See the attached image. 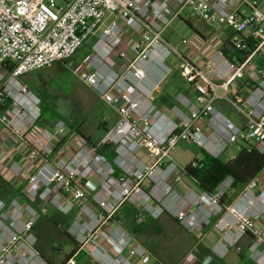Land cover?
I'll list each match as a JSON object with an SVG mask.
<instances>
[{
	"label": "built area",
	"instance_id": "2783aa9c",
	"mask_svg": "<svg viewBox=\"0 0 264 264\" xmlns=\"http://www.w3.org/2000/svg\"><path fill=\"white\" fill-rule=\"evenodd\" d=\"M107 17H113L108 25ZM181 17L232 30L240 35L230 40L237 50L244 49L248 38L249 54L230 59L224 46L212 39L182 40L196 58L179 52L163 34ZM100 29V37L71 68L116 115L103 139L92 144L61 119L51 127L39 126L41 98L21 79L66 63ZM127 31L138 36L130 43L134 58L118 73L106 60ZM257 56L264 61V0H0V101L9 102V107H0V123L27 147L24 161L10 164L9 175L25 181L29 198L49 203L62 214L79 208L105 215L107 245L91 246L97 264H133L123 257L126 252L142 264L150 262L148 250L111 223L124 203L137 207L140 223L169 216L198 237L218 218L220 237L212 253L223 259L250 236L249 253L264 264L260 181H249L234 201L224 203L233 191V177L227 176L212 193L203 191L188 174V169L202 166L201 160L182 166L172 156L181 140L214 158L239 141L248 144V151L264 152V71L254 62ZM173 57L182 63L178 75L189 92H179L177 104L166 113L156 103V92L173 73L167 65ZM246 82V96H229L233 87ZM218 100L226 101L244 121L236 123L219 111ZM44 212L31 203L6 205L0 200V264H49L32 248V230ZM72 230L81 235L80 229ZM112 249L117 257H112ZM76 254L65 264H78Z\"/></svg>",
	"mask_w": 264,
	"mask_h": 264
},
{
	"label": "rangeland",
	"instance_id": "374dc122",
	"mask_svg": "<svg viewBox=\"0 0 264 264\" xmlns=\"http://www.w3.org/2000/svg\"><path fill=\"white\" fill-rule=\"evenodd\" d=\"M110 22L111 18L107 17L105 24L108 25ZM195 30L202 32L207 37L213 35V30L202 21L191 19L189 24L177 19L167 27L163 36L172 47L183 52L186 47L182 43L183 39L200 40ZM101 33L102 29L98 30L97 35L91 36L77 55L66 63H54L31 72L21 79L41 98L42 119L39 126L50 125L55 120L61 119L69 129L79 131L84 138H89L92 144H98L105 136L106 130L114 125L116 115L111 108L103 104L71 72V68H75L81 62ZM248 33L249 31L245 30L243 34L247 35ZM235 36L237 39L240 38V35ZM133 58L134 53L130 43L127 39H123L108 55L106 62L115 71L122 73ZM181 64V61L174 57L167 61V65L172 67L173 73L162 83L161 87L170 86L169 81L178 74ZM0 107L4 109L9 107V102L6 99L1 100ZM242 146H246L243 141L229 145L219 159L223 161L233 159ZM172 156L179 165L185 166L197 158H202L203 153L197 144L181 140L173 149ZM15 181L20 183L23 180ZM0 190L10 196L9 201L0 197V200L6 205L17 201L20 204L31 203L38 209H46V212L38 215L33 227L32 234L36 237V243L32 248L49 264H65L79 249L80 251L75 256L78 264H97L91 257V246L93 242H102L105 246L107 245L103 240L104 233H108L104 214L97 209H93L92 213H84L79 208L67 215L62 214L49 203H41L29 198L26 187L24 189L25 201H22L20 195L12 190L2 178H0ZM137 214L138 210L135 205L124 203L111 218V223L117 224L125 233L148 250L149 264L215 263V255L205 250L207 247L199 241L198 236L183 229L172 217L167 216L169 224L167 227H162L158 225L157 220L147 219L145 222H138ZM263 223L264 221L260 224V228L264 233ZM73 227L80 229L81 235L78 237L74 235ZM252 242L253 239L250 237V245ZM240 243H244V240ZM111 253L112 257H117L116 251L113 249ZM255 254L250 251V259L253 261H255ZM123 257L130 259L133 264H142L137 259H131L127 252L123 254Z\"/></svg>",
	"mask_w": 264,
	"mask_h": 264
},
{
	"label": "crops",
	"instance_id": "0c3cea01",
	"mask_svg": "<svg viewBox=\"0 0 264 264\" xmlns=\"http://www.w3.org/2000/svg\"><path fill=\"white\" fill-rule=\"evenodd\" d=\"M256 1L261 2V0H256ZM111 19H113V17ZM179 20L184 21L189 24L191 23V19L188 20L185 17H181L179 18ZM206 25L209 28H211V30H213V35L207 37L202 32L195 30L197 37H199L201 41L205 39H212L214 40V44L218 43L224 46L229 40H233L234 38H236L233 31L228 28L211 27L208 24ZM124 39H127L128 42L131 43L133 39H138V36L131 35L127 31ZM183 52L186 53L187 55H190V57L192 56H194V58L198 57L195 51L191 48H188L187 46L185 47V50ZM254 62L260 69L264 71V66H263L264 61L261 57L259 56L255 57ZM156 75H157V72L150 74L151 77H156ZM169 83H170V86H165L164 88L161 87L162 85L161 84L160 88L156 92V103L159 106V108H161L166 113H170L172 107L177 104L176 95L179 92H185V93L189 92L188 86L185 85V83L183 82V80L180 78L178 74L175 77L171 78ZM249 90H250V83L246 82L244 85L233 87V89L229 93V96L233 97L236 92L242 96H246L249 93ZM216 107L219 111H221L223 114H225L230 119H232V121L236 123H242L244 121L243 117L237 114L226 101L218 100L216 102ZM53 123L54 122H52L50 125L45 124V126L51 127L53 126ZM26 152H27V147L23 145L20 141H18L15 137H13L0 123V178L5 180L9 184L10 188L20 195V197L22 198V201H25V196H24V189L26 187L25 181L23 180L20 183H16L15 180H18V179L10 176L8 169H9L10 164L13 161H23ZM263 172L264 170L257 177V179L261 183V189L264 187ZM242 190L243 188H233V191L224 199L223 202L229 203V202L234 201L241 194ZM0 197H2L5 201H9L10 199V196L7 195L6 192H4L3 190H0ZM166 217L167 216H163L160 219H158L157 220V222H159L158 225L162 227L163 226L167 227L169 223ZM217 221H218V218H215L213 220V224L210 227H207L202 233V235L198 237L199 241L204 243V245L207 247L205 250L209 251L210 253H212V249L217 244L219 237H220L219 230L216 228V225H215ZM263 221H264V217L260 221V224H262ZM243 240H244V243H240L239 246L233 248L225 258L220 259L215 256L216 261L214 264H257L255 261L250 259V253L248 251V247L250 245V236L244 237L241 240V242H243Z\"/></svg>",
	"mask_w": 264,
	"mask_h": 264
},
{
	"label": "trees",
	"instance_id": "16d2710c",
	"mask_svg": "<svg viewBox=\"0 0 264 264\" xmlns=\"http://www.w3.org/2000/svg\"><path fill=\"white\" fill-rule=\"evenodd\" d=\"M244 39L246 41L243 50L235 49L230 40L224 45V52L229 55L230 59L235 56L237 59L242 60L244 56L249 54L250 42L248 38L244 37ZM87 140L90 142L89 138ZM246 146H242L239 153L229 161L211 157L202 151L203 158L195 159L201 160L202 166L197 169H188V174L198 182L201 190L210 193L215 191L227 176L233 177L235 181L234 188H243L264 170V152L255 149L248 151Z\"/></svg>",
	"mask_w": 264,
	"mask_h": 264
}]
</instances>
